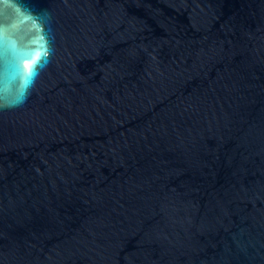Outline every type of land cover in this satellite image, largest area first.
<instances>
[{
  "label": "water",
  "instance_id": "95a60500",
  "mask_svg": "<svg viewBox=\"0 0 264 264\" xmlns=\"http://www.w3.org/2000/svg\"><path fill=\"white\" fill-rule=\"evenodd\" d=\"M0 264H264V0H0Z\"/></svg>",
  "mask_w": 264,
  "mask_h": 264
},
{
  "label": "snow or ice",
  "instance_id": "6c2138e0",
  "mask_svg": "<svg viewBox=\"0 0 264 264\" xmlns=\"http://www.w3.org/2000/svg\"><path fill=\"white\" fill-rule=\"evenodd\" d=\"M38 64H39V60L37 61V64L34 65V68L32 69L33 72L35 71V67L38 66Z\"/></svg>",
  "mask_w": 264,
  "mask_h": 264
}]
</instances>
